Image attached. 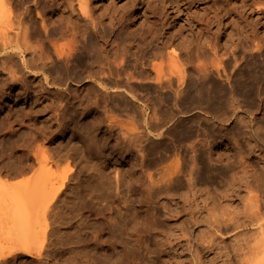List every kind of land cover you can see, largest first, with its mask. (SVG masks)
I'll return each instance as SVG.
<instances>
[{"label":"bare ground","instance_id":"bare-ground-1","mask_svg":"<svg viewBox=\"0 0 264 264\" xmlns=\"http://www.w3.org/2000/svg\"><path fill=\"white\" fill-rule=\"evenodd\" d=\"M30 1H32V0H0V18L3 17V18H5V20L7 19L6 22H7L8 27L13 26V25H10L11 24L10 20L12 22V19H11L12 16L11 15H12V11H13L14 6H16V8H17L18 6L20 7V6L25 5L24 6L25 10L21 14L19 13V15L16 17L18 19L19 27H18V30L15 32V34H14V31L12 32L14 34V36H12L13 34H10L11 31H8L9 35H8V33H6V37L2 36V38L5 37V38H7V40L2 39L0 37V47L4 49L2 51H5V55L0 57V60H1L0 67L8 70L7 71L8 73L7 72L6 73L10 75L9 77L12 80L11 82H14L13 85L18 84L17 82H20L19 80H20V78H22L21 76L18 77L19 75L16 73L14 68H12L13 65L11 67H6L9 65V63L7 64L8 59H10L9 57H11V55L14 52L19 53V55L20 54L23 55V59H22L23 65H24V67H26L29 70L31 68H33V69L41 68V69L46 70L45 68L47 66L48 60L50 58H53V62H55V64H54L55 69L54 70L58 74V76H56V78H54V80L52 79V81L62 82L66 86L69 85V80L81 81V80L85 79V82H87V83L94 82L92 84V86L88 88L89 92H90L91 88H94L93 92L94 91H96V92L93 95H91V92L89 94H84L83 96L73 95V96L69 97L68 100H70V99L75 100L76 99L79 104L84 103L83 105H85V103H86V105L87 104L88 105H94L98 108L100 107V105H102V106L105 105V107L109 106V109H110V106L119 105L120 107L123 106L125 109L130 110L131 113H133V114H131V116L133 115L132 118L141 122L140 124L142 126L140 125L139 127L144 128L145 134L143 133V131H140L138 127L134 128L133 127L134 125L132 124V126L129 125L128 129L130 131L133 130V131H131L133 133H131L132 134L131 136L127 135L126 134L127 133V131H126L127 127H126V129H124V126H122L123 124L120 123L123 120H120V122H119V120H118L119 118L116 117L115 119H113L115 117V115H113V113L107 112L108 110L106 111L105 107L103 106L105 109L104 110L105 114L107 112V113H109V115L110 114L113 115V118H112V116L109 117L107 115L109 118H107V116H106V118L109 119V121H110V123L107 124V130L106 131L108 133L112 132V134H113V130L115 129V127H117L116 125L119 124V126H120V124H121V128L123 127V129H124L123 133L121 132V129H118L120 131H119V133L117 131L115 135L116 136H117V134L120 135V133H122V135L124 134L122 139H121V137H119V140L121 139L125 142H128L127 139H129V142H128V144H130L129 146L132 145L131 147H133V150L135 151V153L137 152V154H136L137 159L136 160L138 161V166H140V169H141V170L140 169L139 170L142 171V173H140L141 175L137 174L139 176H136L135 173H134L135 175L134 174L132 176L130 175L129 176V182L127 179L125 181V182L129 183V186H128V184L126 186L125 182H124V187H126V188L127 187L130 188V185H131V187L133 189H135V191H136V187L139 188L141 185L145 184L146 180H147V182H150V180H151L152 182H150V183H153V182L155 183L156 182L155 178L156 177L159 178V176L162 174H160V172H158L157 167H153L152 169L156 168V171L158 172V173H156L157 174L156 177L153 176L155 173H150L149 171L152 169L150 167V170H148L147 169L148 166L158 165V164L160 165V163L162 164V163H165L166 161H169L168 159H170L172 157L171 156L172 153H174V154L176 153V155H178L177 151L184 154V152L186 150V151H190V153H191V154L187 153L188 155H191V156H187L186 154L184 156H182L183 154H181L182 157L179 155L180 157L177 156L178 158H176V160H174V157H173L172 159L174 161H172V159H170L172 162H169L167 164L165 163L166 165L163 164L164 167H162L163 169L161 168V170H163V172L161 171V173H163V176L160 178H162L164 180V182L160 181L161 182V184H160V182L158 180L157 184L155 183L156 185L153 184L154 186L152 184L150 186L148 183L149 186L144 185V187L147 186L148 188H146V190H145V188L143 187L144 189H143V192L140 194L141 196L138 195V197H136V198L135 197L131 198V199L135 198L138 201H141L142 202L141 204H144V206L146 208L144 207L145 209L143 211H140V212L134 211L131 213V216H130L129 212H131V211H128L129 209H127V212H126L127 218H125L124 220H122V218L121 219L118 218L119 219L118 221H112L109 223V225L107 226V228H108L107 233L110 235V240H112V242H113L112 244L117 245L116 242H118L119 240H121V242L130 241L131 239L129 237H127L126 235H129V236L132 235V237L133 236L135 237V236L139 235V233L142 230L143 231L146 230L147 232H151V233L153 231H155V229L153 228L154 224L160 218L161 214L159 216L158 213H155V212L151 213L150 212L151 211V202L153 201L152 198L154 197L153 196L154 194L151 195V193L157 192L159 195V193L161 194V192H163L166 195L168 194V195L174 197V195L171 192L176 191L174 189L175 187H172L173 184L170 185L168 183V181L174 180L175 182H178L177 184H180L181 186H183L187 189L182 190L185 194H180L179 197H177V198L170 197V199L172 198V200L170 201L168 199L170 201L168 204L165 203L164 206L162 204V206H163V208H162L163 214L162 215L163 216L167 215V216H165V218H167V219L172 218V220L174 219L175 220L174 222L176 223L184 217L181 220V223H179L180 224V226L178 227V230H180L179 234L176 233L177 234L176 235V234H173L171 232H166L164 240L157 241L159 247L166 246L167 249L173 250L172 251L173 253L169 254V255H171V257H168V259L170 258L172 260L169 264H206L205 261L201 260L200 254L202 252H204L205 249L211 250L214 246L213 242H215V240L217 238L222 237L221 235H223V233H226L229 231H234V230L238 231V230H246V229L248 230L247 231L248 234H246L247 235L246 241H247L248 246H247V251L244 252V254H243V259L241 260V263L242 264H264V216H263L264 215L263 214L264 213L263 212V210H264V198H262L263 199L262 200L260 198L261 196L257 193L259 191L262 192L263 197H264V166L263 165L261 166V164H258V163L248 162V160L251 157H253V155H257V154L261 155V158L264 159V66H261V64H258L259 62H257V59H259V58L261 59V57L264 56V34L263 33L261 34L260 30H258V29L248 28L247 26H245L244 23L243 24L240 23L241 25L238 24L239 23L238 20L239 19L243 20V18L245 16L244 12L246 13L248 11H250L249 12L250 15L257 16V19H260V20L264 19V4H262L260 2L261 0H235L236 2L235 3L233 2L234 4H232V0H214V1L212 0V2H214L213 6L215 9H214V11H212L213 12L212 15H210V13H208V14L206 13L207 14L206 18H207L208 24L212 25L213 23L218 21V19L220 18V16H219L220 12H222V13L224 12V16L225 15L226 16L228 15L229 17L233 16L232 22H229L228 24L230 26L232 23H233V25L234 24L237 25L236 27L238 29H235V31L238 32L237 30H240V32H239L240 34H241V32H243V36L240 39L235 38L232 40V38H230L231 36L229 35L228 38L224 41L223 39L221 40L220 38L216 37L217 41H215V44L211 43V41H214V40L213 39L211 40L209 38L210 36L208 38L211 41L209 39L205 40L203 38H202L203 40L202 39H196L198 36L196 38H194L195 35H193V37L191 35H190L191 37L186 35L187 38L185 40L183 38V32H172L171 27H166L168 25L165 22H160V23L155 22L154 24L149 25V26L144 27V28H141L140 30L126 32L127 35L126 36L124 35L125 37H122L120 40L117 39L118 36H116V34L117 35L120 34V31L122 30L123 25H124V18L127 16H130V14H131V12H133V10L141 7L140 5H143V4H144V6L147 5L148 10H152V12L156 13L154 7L152 6L153 4L148 5L147 2H145L146 0H127V2H128L127 4L130 5L129 10H128L129 5H125L123 7V9L119 10L118 8H116L115 5H113L116 0H111L112 5H109L108 7H106V9L104 8V10L102 12H100V14H97V16H95L96 12H95L93 6L91 8V4H92L91 2L93 0H46L47 4L50 5L51 10L54 13H56V16L54 17V19L50 20L51 23L54 24L56 29H59V31L62 35L61 37H66V36L71 37L67 43L64 42V43H66L65 45H63V43L61 45H58V43H59L58 41H57V43L55 41L49 42V44H51L50 46H52L51 48L54 50V52H51V53H55V54H53V57L52 56L50 57L48 55V52H46V45L43 48H40L41 46H39V49H38L37 48L38 46L35 47L34 45H32L30 43V40H31L30 35H29L31 33L29 31L30 27L28 25H26L27 27L26 26L24 27V25H22V23H23L22 15H25V16L30 18L31 27L33 28V30L38 31V32L41 31L40 27L37 26L36 17H34V15L32 14L33 11H32V7L30 6L31 4L26 6V4ZM188 1L190 3V6L187 7V9H190V8H191L190 10L195 9L196 11L195 10L194 11L198 12V10L200 9L201 4L203 3L204 0H188ZM34 3H35V5L36 4L41 5L42 0H34ZM202 6H204V5H202ZM39 8H40V6H39ZM44 9H43V13H44ZM157 10L160 11V8H158ZM185 10L183 8V11H185ZM194 11L192 13H194ZM38 16H39V18H40V16L42 17V13L38 12ZM8 19H10L9 22H8ZM190 19H188V20H190ZM14 21H15V19H14ZM41 21H42V19H41ZM42 22L41 23L45 27V25L47 24L46 21L43 19ZM191 22H192V20H191ZM43 25H42V27H43ZM91 25L93 28L91 27ZM13 27H15V26H13ZM188 27H190V26H188ZM183 29H184V27H183ZM13 30H14V28H13ZM191 33H193V32H191ZM231 33H229V34H231ZM197 34H198V32H197ZM141 36L145 37V43L146 44L140 45L137 42L138 38ZM114 37H116V38H114ZM119 37H121V36H119ZM82 38H85V39H82ZM216 38H215V40H216ZM175 45L179 47V48L177 47L178 49L182 50L181 54H179L180 52H178V54H177V50L176 51L169 50L170 48L171 49L174 48ZM48 46L49 45H47V47ZM48 48H50V47H48ZM133 48H135V49L132 50ZM27 50H33V52L30 51L31 54H29V55H31V57L28 58V60H26L24 58V56H25L24 54L26 53ZM174 50H175V48H174ZM85 51L88 52L90 55L89 59L86 61V65H85V69H84V71L87 72V74L86 75H83L82 73L74 74L72 69H71V66L69 65V62L73 61L74 58H77L78 61H83L84 60L83 53ZM221 52H224V53L221 54ZM241 52L243 53V55H242V58L241 57L239 58L238 54ZM210 53L213 54V56L210 55ZM181 55H182V58H180ZM228 55H230V56H228ZM158 61H160V62H158ZM64 62H66V63H64ZM260 62H261V60H260ZM60 64H65V66L62 67ZM16 75H18V76H16ZM44 77H45V75H44ZM45 80L46 81L48 80L47 76H46ZM1 81L6 82L8 80H7V78H6V80L1 79L0 85L2 84ZM48 84H50V83H48ZM3 90H4V88L1 89V86H0V96L4 95ZM59 102H63V101L61 100ZM52 104H54V103H52ZM55 105L56 104H54V106ZM61 105L62 104H59L58 106L60 107ZM50 106H48V107H50ZM81 107H83V106L81 105ZM87 107H85V108H87ZM46 108H47V106H46ZM44 109H45V107H44ZM51 109H52V107H51ZM54 109L56 110V108H53V111H55ZM60 109H62V108H60ZM64 109H66V107H64L62 109L63 112H66V110L64 111ZM150 109H152V110L150 111ZM88 110H90V109H88ZM76 111L74 110V112H76ZM109 111H111V110H109ZM74 112H72V113H74ZM54 113H56V112H54ZM57 113H59V112H57ZM19 114H17V115H19ZM105 114H103V115L105 116ZM74 115H75V113H74ZM261 115H263V117H260ZM9 116H10V114H9ZM55 116H56V114H55ZM131 116H130V118H131ZM5 117L7 118V115ZM100 117H102V116H100ZM100 117H99V119H100ZM16 118H17V116H16ZM58 118H59V116H58ZM106 118H104V119L107 120ZM18 119H20V118H18ZM116 119H117V122H116ZM8 120H10V119H8ZM55 120H57V119H55ZM1 121H4V120H1ZM95 121H96V119H95ZM137 121H135V125H137V123H136ZM58 122H60V119ZM58 122H57V124H58ZM97 122H98V119H97ZM101 122L104 123L103 119H101V121L99 123H101ZM123 122L125 123V121H123ZM222 122H228V124L224 123V125H221ZM229 122H230V124H229ZM233 122H235V124L231 128L232 130H228V128H230V125L233 124ZM107 123H108V120H107ZM8 124H7V126H8ZM93 125H95V124H93ZM1 126H2V124H1ZM87 126H89V125H87ZM87 126H86V128H87ZM125 126H126V124H125ZM127 126H128V124H127ZM223 126H225V128H223ZM3 127H4V125H3ZM132 127H133V129H132ZM96 129H97V126H96ZM43 130L44 129H42V131ZM87 130H89V129H87ZM38 131H40V130L38 129ZM42 131H41V133H42ZM47 131H48V127H47ZM90 131H91V129H90ZM155 131H157L156 134H154V135L151 134ZM87 132H89V131H87ZM108 133H107V135H108ZM87 134H85V135H87ZM125 134H126V136H125ZM140 134H141V136H140ZM142 134H144V135H142ZM172 134H174L173 136H175L177 138H171ZM43 135L41 134V136L39 138H41ZM75 135L76 136L80 135L81 139H83V136L79 132H76ZM122 135H120V136H122ZM193 135L194 136L196 135L195 136L196 138L193 137L194 138L193 143H190V141H192V140H190L189 142H187L189 144L188 146H186L187 143H184V142H183L185 144L184 146H182L183 143L180 144V138L182 136L183 137L184 136L191 137ZM44 136H46V135H44ZM91 136L92 135H90V137ZM127 136H129V138H127ZM143 136H148L147 139H144L145 137L143 138L144 140H148V144H149V141H151L150 140V138H152L151 136L154 137V139H153L154 142L159 143L158 146L160 145V143H165L164 144L165 147L163 146L164 152L163 151L159 152V150H158V152L160 153V154L158 153L159 155H157L152 160L150 158H148L149 155L145 154V152H144L147 149V144L143 143V140H142ZM15 138L16 137H14L13 139H15ZM19 138H21V137H19ZM95 138H97V137H95ZM224 138L229 139V142H228L229 145L233 144V146L231 145L232 146L231 148H233V152H231V153H233L232 156L229 155L230 156L229 160L226 157L227 160L229 161V164H228L227 160H225L227 162H225L223 160L225 162L223 164L224 165L228 164L230 166L229 169L232 170V173H231V170L227 169V172H228V170L230 171L231 177H230V173H229L228 179H230V180L226 184H225V182L223 183L225 185H227L229 183L227 185L228 188L225 185H222V186H225L227 189L224 190L225 189L224 188L223 189L224 191H222V192H219L220 190L218 192H214L215 191L214 190L213 193H208V194L205 193L206 196H204L205 194L202 195L203 193H200L201 189L198 188V180H199V182L202 180L203 175L206 171L204 169L205 164H202V165H204L203 167L200 165L201 164L200 159L206 160L208 163V166H212V167L216 166L218 162H222V159H221L223 157L222 155L219 154L220 156L218 158H217V156H215L216 158L213 156V146L218 144V143L220 144V142ZM81 139H79V140L81 141ZM108 139H109V137H108ZM9 140H11V139L9 138ZM85 140H86V138H85ZM91 140L92 139H90V141ZM98 140H100V139L98 138ZM167 140L169 141L168 143H167ZM20 141L18 139H15L14 141L9 142L7 144H9V146L11 148H14V149L16 147L23 146L25 148L24 150H26V152H27V154L25 153L27 158H32V156H33L34 162H36L37 164H41V165L45 166V168L47 165H50V168L48 170L50 177H53L54 182L56 180L62 182V184H61L62 187H59L57 194H59V193L61 194L62 190L67 185L69 180L74 181V179L76 180V177H79L76 173L72 174L71 173L72 170H70V173L68 172L69 170H66L64 173L61 172V174L57 173L58 171L60 172V169L58 171H56L58 169V166L59 167L61 166L60 162H62V160L68 154H72L73 150L75 151L76 147L72 146V147L68 148L66 146L61 147L59 145V147L57 146L58 148H56V149H55L56 146L54 148H52L51 152L49 150H46V149H44L45 151L40 152V151H42V148H41V150L35 149L36 142L39 141L35 135H31L29 137L23 138V142L21 144H20ZM44 141H46V140H44ZM86 141L88 143V140H86ZM111 141H113V140H111ZM125 142H123V143H125ZM82 143H84V142H82ZM97 143L98 142L94 141L93 144H91L90 146L89 145L87 146V149H86L87 154H91V156H92V154H94V155L96 154L95 150H94V148H95L94 146L95 145L99 146V144H97ZM117 143H118V141H117ZM3 144H6V143H3ZM39 144H41L40 141L38 142V145ZM101 145H103L102 146L103 150L111 148L108 146L107 143H104ZM113 145H114V143H113ZM119 145L121 146L122 144H119ZM226 145H227V143H226ZM158 146H157V148H158ZM185 146L188 149H186ZM6 147H8V146L3 145V147L1 148L0 151H2V152L7 151L8 149L6 150ZM40 147H39V149H40ZM153 147L154 146H151V148H153ZM119 148H121V147H119ZM112 149H113V147H112ZM180 149H181V151H180ZM76 150H78V149H76ZM79 150H81V149H79ZM83 150H82V152H83ZM99 150H100V147H99ZM125 150H126V148H125ZM110 151H112V150H110ZM24 152H21V153H24ZM82 152H81V154H82ZM120 152H122V151H120ZM124 152H126V151H124ZM124 152L122 154H124ZM152 152H153V150H152ZM130 153H131V151H130ZM216 153L218 154V152H216ZM105 154H107V156L109 155L108 153H105ZM155 154H156V152H155ZM9 155H10V150H9ZM85 155H86V153H85ZM89 156H87V157H89ZM153 156H154V154H153ZM19 157H20V155H19ZM12 158H13V156H12ZM26 160L28 161V159H26ZM9 162L11 163V161H9ZM97 162H99V160ZM257 162H259V161H257ZM87 163H89V162H87ZM132 163H133V161H132ZM92 164H93V162H92ZM133 164H137V163H133ZM104 165H106V164H104ZM85 166H87V165H84V167ZM31 167H33V166H31ZM56 167H57V169L55 170L54 168H56ZM9 168H11V167H9ZM9 168H7V169L9 170ZM97 168H98V166H97ZM87 169H88V167H87ZM118 169H119V167H118ZM120 169L116 170L117 176H115V177H116L117 181H119V184L122 185L123 183H121V177L119 178V175H118V173L122 174V171L120 172ZM146 169L149 172V174L146 171ZM8 170H6V171H8ZM89 170H91V168L88 169V171ZM95 170H96V168H95ZM101 170H104V169H101ZM121 170H123V169H121ZM135 170H134V172H135ZM18 171H19V169H18ZM105 172L106 171H104V172L101 171V174H105ZM4 173H2V174H4ZM107 173H109V172H107ZM127 173H129V172H127ZM137 173H139V172H137ZM9 174H10V170H9L8 175ZM101 174L97 173V175H100V176H101ZM91 175L92 176L94 175V173L92 174V170H91ZM123 176L125 178H126V176L124 174L122 175V180L124 181ZM146 176H148L147 178H149V181L146 178ZM182 176L187 178V179H185V181L188 180L187 183H184V181L182 182V179H183V178H181ZM9 177H11V176L9 175ZM93 177H95V176H93ZM104 178L105 177L101 178V180H102V182H104L102 184L105 185V183H107V182L104 181L105 180ZM110 178H112V177H110ZM165 178H167V179H165ZM41 179H43V177L42 178L38 177L36 179L37 180L36 182L39 183L41 181ZM53 179H52V181H53ZM162 179H160V180H162ZM92 180H94V179H92ZM98 180H100V179H98ZM153 180H155V181H153ZM57 181H56V183H57L56 187L60 186V185H58ZM165 181L167 183H165ZM41 182L39 183L37 188H36V185L34 186L32 183L27 184L24 187H21L22 190H24L23 191L24 196H26L25 194H29V193L31 195L30 197H35L32 194H34V195L42 194L43 191H40V188L45 187V186H41L42 185ZM43 182L46 183V180L43 179ZM201 182H200V184H201ZM8 185H9V183H7V181L0 183V221L7 218L8 211L10 212L9 208L12 205V204L10 205V202L7 203V201L4 200L5 195H2L1 191L8 190L7 192H8V194L10 193V196L14 192H18V194H20V190L17 189L19 187H17V188L15 187L13 190V188H10ZM48 186H49V184L46 187H48ZM51 186H53V185H51ZM105 187H107V186H105ZM116 187L119 188V186H116ZM183 187H181V188H183ZM9 188L11 189V191ZM53 188H55V186H53ZM53 188H52L53 192H50L51 194H54ZM201 188H202V186H201ZM120 189H119V191H120ZM245 189L246 190L247 189H249V190L256 189V190H258V191H256V193L258 195H256V193L253 190H252V193H250L248 190L247 192H249L251 195H250V197H248V200H245V199H247V197H245V199H244L241 196L243 194L242 192ZM41 190H43V189L41 188ZM107 190H109V188ZM186 190H188V191L185 192ZM127 191H126V194L127 193L131 194V192H127ZM133 191L134 190H132V192ZM206 191L209 192L208 190H206ZM45 192H47V191H45ZM110 192H107V193H110ZM124 193H122V194H124ZM249 193H248V196H249ZM47 194H48V192L46 193V196H47ZM51 194H49V195H51ZM13 195H14L13 198L15 196H18L17 193H14ZM42 195L44 196V193ZM78 195H79V192H78ZM131 195H133V194H131ZM161 195H163V194H161ZM21 196L22 195H19V197H17V198L15 197V199H17V201H18V202H16V200H15V202L17 204H19L20 199H22V201H25V200H23L25 197L20 198ZM39 196H37V198ZM86 196H88V195H86ZM100 196H101V194H100ZM121 196H123V195H121ZM243 196H245V195H243ZM246 196H247V193H246ZM6 197H7V195H6ZM18 198H20V199H18ZM115 198H117V195L115 196ZM124 198H127V197H124ZM238 198H240L241 200H242V198L244 199L243 200L244 201V208H243L244 211H241L242 216L240 217V214H236V215L231 216V217L226 216V214L228 212L232 211L230 209H231L232 205H234V204H232L231 202L236 201ZM44 199H45V197H44ZM92 199H93V197H92ZM119 199H120V197H119ZM29 200H30V198L28 197L27 201H29ZM43 200L41 199L40 204ZM36 201H37V199H36ZM36 201L34 200L33 202H36ZM93 201H94V199H93ZM104 201L105 200H103V202ZM226 201L228 203L230 202L231 204L227 203V206H223L224 202H226ZM105 202H108V201H105ZM124 202H126V201H124ZM133 202H134V200H133ZM44 203L45 202H42L43 205H44ZM130 203H131V201H130ZM17 204H16L15 208H17ZM23 204H24V202H23ZM25 204H27V202ZM83 204L84 203H82V205ZM105 204H107V203H105ZM125 204H128V203H125ZM19 205H18V207H19ZM30 205H32V204L30 203ZM110 205H112V203ZM138 205H140V204H138ZM130 207H131V205H130ZM236 207H238V206H236ZM31 208H33V207L31 206ZM108 208H112V207H108ZM218 208L224 209L225 212H223L221 215H219L216 212V210H218ZM28 209L29 208H27V205H26V208L24 206L23 209H18V210L15 209L14 212L17 211L18 215L20 217L21 215L26 214ZM34 209L36 210V208H34ZM37 209H39L38 206H37ZM79 209H81V208H79ZM79 209H77V211ZM102 209H106V208L104 207ZM115 209H113V210H115ZM232 209H233V207H232ZM236 209H238V208H236ZM40 210H41V208H40ZM59 210L60 209H57L56 205L55 206L51 205L46 209V211L53 213L54 223L59 224L61 226V224L66 222L67 220L65 221V219H64V221L62 222L61 217H63V215H61V211H59ZM107 210H109V209H107ZM121 210L123 211V209H121ZM32 211H34V210H32ZM111 211L112 210H110L109 212H111ZM118 211H119V209H118ZM153 211H156V210H153ZM159 211H161V210H159ZM233 211H237V210H233ZM41 212H43V210H41ZM105 213L107 215L109 214L108 211H106ZM29 214L30 213L28 212V215ZM36 214H34V215H36ZM31 215H33V214H31ZM76 216H78V215H76ZM116 216L118 217L119 215H116ZM14 217H15V215H14ZM25 217H27V214L24 217L22 216V218H25ZM122 217H124V216H122ZM101 221H103V220H101ZM204 222L206 223V227H205L206 230H203L200 228L201 227L200 225L203 226ZM66 223H68V221ZM1 224H3V223H1ZM46 225H48V223ZM79 225L81 226V224H79ZM48 226H50V225H48ZM101 226H102V223H101ZM157 226H159V224ZM104 227H103V229H104ZM80 228L81 227H79L78 229H80ZM33 229L35 230L36 228L33 227ZM46 229H47V227H46ZM83 229H86V228H83ZM77 231H79V230H77ZM104 231H106V230H104ZM34 232L36 233V231H33V233ZM52 232H54V231H52ZM59 232H60V228H59ZM192 232H195V233L198 232L199 234H197L196 236L193 237ZM62 233H60V234H62ZM44 234H45V232H44ZM44 234H43V236H44ZM62 235H61V237H62ZM51 236H53V235H51ZM65 236H67V235H65ZM204 236H210L213 239L210 241H204V240H202V238ZM5 237H3V239ZM18 237L22 238V236H18ZM30 237H32V236L30 235ZM55 237H57V236H55ZM85 237H83V238H85ZM39 238L40 237H38V240H39ZM44 238L45 237H43V240H44ZM51 238H53V237H51ZM63 238H64V236H63ZM66 238H70V237H66ZM72 238L73 237L71 235V239ZM74 238H76V237H74ZM139 238H136V237L133 238V247H134L133 248L134 256L132 258L133 264H139V258H140L139 256L141 254V249L146 250L147 253L150 252V249H148V246L145 245L144 242H141ZM6 239H7V237H6ZM58 239H57V241H58ZM77 239H78V237L76 238V241H77ZM193 239L197 240V241H195L196 242L195 244L193 243ZM36 240L37 239L31 240L29 243H26V242L23 243L24 241L22 238L21 243L19 241H14V240H12L11 244H8V242H6L8 246L6 244H4L3 246H5V247H3V248L1 247L2 249L0 250V264H11L13 261L18 260V258L20 257V254H22V253L25 254L26 256L32 257L33 260L35 259L33 264H51V262L48 261L49 260L48 258H50L53 255L54 257L59 256V259H60V258H62L63 253H65L64 249H62V248H64L63 245H60V244L57 245V243H56L55 247L53 248V249H55V251L53 252V249H52L51 251L47 252V254H45L46 252L43 253L41 250H37V247L35 248L34 245H36L35 243H37ZM40 240H42V239L40 238ZM49 240H48V242H49ZM73 240H75V239H73ZM103 240H104V238H103ZM76 241H73V242L77 243L78 241L77 242ZM38 242H40V241H38ZM73 242H71V243H73ZM41 243H42V241H41ZM42 245H44V244L42 243ZM45 245H46V243H45ZM70 245H73V244H70ZM65 246H66V244H65ZM80 246H82V245H80ZM45 248H49V247L46 246ZM72 249H74V248H72ZM185 249H188L191 251L190 260L183 259L182 251H184ZM48 250H50V248ZM66 250H68V249L66 248ZM101 250H103V249H101ZM68 252H69V250H68ZM72 252H74V251H72ZM72 252H70V253H72ZM151 252L158 253L159 250L156 249V250L151 251ZM72 254H71V256H72ZM118 255L119 254L118 253L116 254V251L113 249L111 252H108L104 255L102 254L100 256V259L105 264L106 262H113V261L117 260L116 256H118ZM121 257H123V256H121ZM45 258L47 259V261H45ZM59 259L58 260L56 259V260L59 261ZM52 261H54V260H52ZM71 261H72V259H71ZM75 261H76V259H75ZM223 261H224V264H231L230 259H224ZM62 262H64V261H62ZM125 262H127V260ZM103 263H101V264H103ZM20 264H31V263L28 260H26V261H23V263L20 262ZM67 264H68V262H67ZM163 264H164V262H163Z\"/></svg>","mask_w":264,"mask_h":264},{"label":"rangeland","instance_id":"rangeland-1","mask_svg":"<svg viewBox=\"0 0 264 264\" xmlns=\"http://www.w3.org/2000/svg\"><path fill=\"white\" fill-rule=\"evenodd\" d=\"M145 2H147L148 5L149 4H153L152 6L154 7L156 13L152 12V10H148L147 9V5L146 6H144V4L143 5H140L141 7L136 8L135 10H133V12H131L130 16H127V17L124 18L123 28L120 31V34L119 35L116 34V36H118L117 39L120 40L122 37H125L127 35L126 32L140 30L141 28H144V27H147L149 25H152L155 22H159V23L160 22H165L168 25L166 27H171V31L172 32H183V38L185 40H186L187 36H190L191 35L193 37V35H195L194 38H196L198 36L196 39H202V38L205 39V40L206 39H209V38L211 40L213 39L214 41H211L210 39L209 40L211 41V43L215 44V41H217V38H220L221 40L223 39L225 41L228 38L229 35L231 36L230 38H232V40L235 39V38L236 39H238V38L240 39L243 36V32H241V34L239 33L240 30H237L238 32L235 31V29H238L236 27L237 25H235V24L233 25V23H232L231 26H230L228 24L229 22H232L233 16H230V17L228 15L227 16L226 15L224 16V12L223 13L220 12V15H219L220 18L218 19V21H216L212 25L211 24H208L206 16H207L208 13H210V15H212L213 14L212 11H214V9H215L214 6H213L214 5V2H212V0H204L203 3L201 4L200 9L198 10V12H195L196 11L195 9H194L195 11L193 9L190 10L191 8L190 9H187V7L190 6V3H189L188 0H146ZM233 2L235 3L236 1L235 0H232V4H234ZM260 2L262 4H264V0H261ZM91 3H92L91 4V8L93 6V8H94V10L96 12V15L95 16H97V14H100V12H102L104 10V8L106 9V7H108L109 5H112V1L111 0H93ZM127 3H128L127 0H120V1L119 0H116L113 5H115L116 8H118L120 10V9H123V7L125 5H129ZM27 5H30L32 7V11H33L32 14L34 15V17H36L37 26L40 27V30H41L39 32L38 31H34L33 28L31 27V22H30L31 20H30V18L27 17V16H25V15H22L23 23H24V24L22 23V25H24V27L26 25H28L30 27L29 28V31L31 32L29 34L30 35V38H31L30 43L32 45H34L35 47L38 46L37 47L38 49H39V46H41L40 48H43L46 45V52H48V55L50 57L51 56L53 57V54H55V53H51V52H54V50L51 48L52 46H50L51 44H49V42L50 41H55L57 43V41H58L59 42L58 45H61L62 43H63V45H65L68 42V40H70L71 37L70 36L61 37L62 35H61L59 29H56L55 26H54V24L51 23L50 20H53L54 19V17L56 16V13H54L51 10L50 5L47 4L46 0L45 1L42 0V3H41L42 6L41 5H37V4L35 5L34 0L28 2L26 4V6ZM202 5H204V6H202ZM24 6H20V7L18 6L17 8H16V6H14L13 11H12V15H11L12 16L11 17L12 22H11L10 19H8V22L10 20V23H11L10 25H13L15 27H13V26L12 27H10V26L8 27L7 22H6L7 19L5 20V18H3V17L0 18V35H1L0 37L1 38H2V36H5L6 37V33H8V31H11L10 34H13L12 32L14 31V34H15V32L18 30L19 25H18V19L16 17L19 15V13L21 14L25 10V7ZM39 6H40V8H39ZM156 6L158 8H160V11L157 10L158 8ZM42 8L43 9L44 8L46 9V10L44 9V13H43V9ZM183 8H184V10L185 9L186 10L183 11ZM129 9H130V5L128 6V10ZM148 11L149 12L151 11V12L149 13ZM193 11H194V13H192ZM38 12H41L42 13V17L43 18L41 16L39 18ZM249 12L250 11H248L246 13L244 12V14H245V16L243 18L244 21L241 20V19H239L238 20L239 23L238 22L237 23L239 25H241V24L244 23L245 26H247L248 28L258 29V30H260V33L261 34L262 33L264 34V19H262V20L257 19V16L250 15ZM14 19H15V21H14ZM41 19H42V21L44 19L48 25L46 24L47 26L45 25V27H44V25L42 24L43 22L41 21ZM188 19H190V20H188ZM191 20H192V22H191ZM42 25H43L44 28L42 27ZM188 26H190V27H188ZM91 27H92V25H91ZM183 27H184V29H183ZM13 28H14V30H13ZM196 31L198 32V34H197ZM191 32H193V33H191ZM229 33H231V34H229ZM14 34L12 36H14ZM8 35H9V33H8ZM119 36H121V37H119ZM5 37H3L2 39L7 40V38H5ZM114 38H116V37H114ZM215 38H216V40H215ZM82 39H85V38H82ZM64 42H66V43H64ZM137 42L140 45L146 44L145 43V37L144 36L139 37L138 40H137ZM47 45H49L48 47H50V48H48ZM177 47L178 46L175 45L174 46L175 50H174V48H172V49L170 48L169 50H172V51H176L177 50V54H178V52H180L179 54H181L182 53V50L181 49H178L179 47L178 48ZM134 49L135 48H133L132 50H134ZM2 50H4V49L0 47V55H1L0 57H2V56L5 55V51H2ZM30 51L33 52V50H27L26 53L24 54L25 55L24 58L26 60H28V58L31 57V55H29V54H31ZM223 53L224 52H221V54H223ZM210 55L213 56V54H211V53H210ZM242 55H243L242 52L239 53L238 54L239 58L240 57L242 58ZM83 56H84V60L83 61H78L77 58H74L73 61L69 62V65L71 66V69H72V71H73L74 74H76V73L77 74L82 73L83 75H86L87 74V72H85L84 69H85L86 61L89 59V56L90 55H89L88 52L85 51L83 53ZM228 56H230V55H228ZM9 58H10V59H8L9 62L7 61V64L9 63V65L8 66L5 65V66L6 67H11L13 65L12 68H14V70L16 71V73L19 75V76L18 75H16V76H18V77L21 76L22 78H20V80H19L20 82H17L18 84L13 85L14 82H11L12 80L9 77L10 75L7 74L8 73L7 72L8 70L5 69V68H4L5 69L4 70L2 67H0V80L1 79L2 80L3 79L6 80V78L8 80L6 82L1 81L2 84L0 85L1 86V89L4 88V90H3L4 91V95L0 96L1 97L0 98V150L3 147V145H7L8 146V147H6V150L8 149L7 151H3V152L0 151V153L2 152L0 154V170L2 168L4 169V170L2 169L0 171V183L7 181V183H9L8 186L10 188H13V190H14L15 187L16 188L19 187L17 189L20 190V194H18V192H14V193H17V195H18V196H15V197L17 198V197H19V195H22L20 198L25 197L23 199L25 201H22V199L18 198V199L21 200V201L19 200V204H20L19 205V204L16 203V202H18L17 199H15V197L13 198V196H14L13 194L14 193H12V195L10 196V193L8 194V192H7L8 190L1 191L2 192L1 194L2 195H5L4 200L7 201V203L10 202V205L12 204L11 205L12 208L9 206L10 207L9 208L10 212L8 211L7 218L4 219V220H2L3 222L0 221L1 223H3V224L0 223V250L3 247H5V246H3L4 244L7 245L6 242H8V244H11L12 243V240L19 241L21 243L22 242V238H23V241H24L23 243H25V242L26 243H29L31 240L37 239L36 240L37 243H35L36 245H34L35 248L37 247V250H41L43 253L46 252L45 254H47V252L51 251L55 247V244L56 243H57V245H59V244L60 245H63L64 248H62V249H64V252L65 253H63L62 258L59 259V256L58 257H54L52 255L50 258H48L49 259L48 261H50L51 264H54V263L55 264H59V263L60 264H67V262H68V264H77V263L78 264H101V263H103V261L100 259V256L102 254L104 255V254H106L108 252H111L113 249L116 251V254L118 253L120 256L119 255L116 256V259L117 260H115L113 262H106L105 261L106 262L105 264H112V263L113 264H115V263L116 264H133V262H132V258L134 256L133 238H135V237L136 238H139L140 237L139 238L140 241L141 242H144L145 245L148 246V249H150V252L147 253L146 250L141 249V254L139 256L140 257L139 258V264H163V262H164V264H169L172 260L170 258L168 259V257H171V255H169V254L170 253H173L172 252L173 250L167 249L166 246L159 247L157 241L164 240V237H165L166 232H171L173 234H176V233L179 234V231H180V230H178V227L180 226L179 223H181V220L184 217L182 219H180L178 222L175 223L174 222L175 221L174 219L173 220H172V218H168L167 219V218H165V216H167V215H164V216L162 215L163 214V209L162 208L165 205V203L168 204L172 200V198H177V197H179L180 194H185L182 190H185L187 188L181 186L180 184H177L178 182H175L174 180L168 181V183L170 185L173 184L172 187H175L174 189L176 191L171 192L174 195V197H172V196H170L168 194L166 195L163 192H161V194H163V195H161L160 193L158 195L157 192L151 193V195L154 194L153 195L154 197L153 196H152L153 198L151 197L153 201L151 202V211L150 212L151 213H153V212L158 213L159 216L161 214L160 218L156 222L157 224L156 223H155L156 225L154 224V227L153 228L155 229V231H153L152 233L151 232H147L146 230L145 231L142 230L139 233V235H137L135 237L134 236L132 237V235L131 236L126 235L127 237H129L131 239L130 241L132 243L130 241L121 242V240H119L118 242H116L117 245H115V244L113 245L112 244L113 243L112 240H110V235L107 233L108 232L107 226L112 221H118L121 218H122V220H124L125 218H127V215H126L127 214L126 213L127 212V209H129L128 211H131V212H129L130 216H131V213L134 212V211H136V212L137 211H139V212L140 211H143L146 207L144 206V204H141L142 203L141 201H138L135 198L138 197V195L141 196L140 194L143 192V189L144 188H145V190H146V188H148L147 186L144 187V185H148V183H149L150 186H151V184L152 185L153 184L156 185L157 182H158V180H159V182L160 181L161 182H164V180L162 178H160V177L163 176V173H161V171L163 172V170H161V168L164 167V165H166L167 163L176 160V158H178L177 156H179V155L181 156V154H183V153H181L179 151H177L178 155H176V153L175 154L172 153V155H171L172 157L170 159H172L174 157V160L172 159V161H171L170 159H168L169 161H166L165 162L166 164L165 163H162V164L160 163V165L159 164L158 165H150V166L147 167L148 170H150V167H151V169L153 167H157L158 172H160V174H162V175L159 174L160 175L159 178L162 179L163 181L156 177L157 176L156 173H158V172L156 171V168H154V169L150 170L149 172L156 174V175L155 174L153 175V176H155L157 178V179L155 178V180H156L155 183L156 184L154 182L153 183H150V182H152L151 180H150V182H147V180H146L145 184L141 185L142 187L140 186L141 188L140 187L139 188L136 187V191L137 192L135 191V189H133L131 187V185H130V188L124 187V182L126 181V179L129 182V176L130 175L132 176L135 173L136 176H139V175H141L140 173H142V171H140L141 170L140 169V166H138V161L136 160L137 159V157H136L137 156L136 155L137 152L135 153V151L133 150V147H131L132 145L129 146L130 145V144H128L129 139H127L128 142H125V141L121 140L123 138V136H124V134L122 135L123 130L126 129V127L128 129L129 125L132 126V124L134 125L133 126L134 128L135 127H138L139 130L140 131H143V133L145 134L144 128L143 127L142 128L139 127L141 125L140 124L141 122L135 120L134 118H132L133 115L131 116V114H133V113H131L130 110L125 109L123 106L120 107L119 105H116V106L113 105V106H110V109H109V106H106L105 107V105H103L105 107L106 111L108 110L107 112L113 113V115H115V117L113 118V115L112 114L109 115V113H107L106 111H105L106 114L104 113V110L105 109H104V107L102 105H100V107L98 108V107H96L94 105H88V104L86 105V103H85L86 106L83 105L84 103H80L79 104L76 99L75 100L74 99L68 100V98L71 97V96H73V95L83 96L84 94H89L90 92H91V95H93L96 92V91L93 92V89L94 88H91L90 89V92H89V89L88 88L91 87L94 82L87 83V82H85V79H83L81 81L69 80V85L66 86L62 82L52 81V79L54 80V78H56V76H58V74L54 70L55 69V67H54L55 62H53V58H50L48 60L47 66L45 68L46 70L41 69V68H35V69L31 68L30 70L27 69L26 67H24L23 62H22L23 55L22 54L19 55V53H15L14 52L11 55V57H9ZM180 58H182V55H181ZM260 60H261V62H260ZM0 62H1V60H0ZM158 62H160V61H158ZM257 62H259L258 64H261V66H264V56L261 57V59L260 58L257 59ZM64 63H66V62H64ZM60 65L62 67L65 66V64H60ZM44 75H45V77H44ZM46 76L48 77V80L47 81L45 80ZM48 83H50V84H48ZM61 100L63 102H59ZM52 103L56 104L55 105L56 107ZM59 104H62V105L59 107L58 106ZM81 105L83 107H81ZM46 106H47V108H46ZM48 106H50V107H48ZM44 107H45V109H44ZM51 107H52V109H51ZM64 107H66V109H64V111L66 110V112H63V110H62ZM85 107H87V108H85ZM53 108H56V110L54 109L55 111H53ZM60 108H62V109H60ZM88 109H90V110H88ZM74 110L75 111L77 110V111L74 112ZM109 110H111V111H109ZM151 110L152 109H150V111ZM54 112H56V113H54ZM57 112H59V113H57ZM72 112H74L75 115ZM9 114H10L11 117L9 116ZM17 114H19V115H17ZM55 114H56V116H55ZM103 114H105V116ZM6 115H7V118L5 117ZM57 115L59 116V118H58ZM107 115L109 117L112 116L113 119H115L116 117L119 118L118 119L119 122H120V120L125 121V123L123 121L120 122L121 124H123L122 126H124V129H123V127L121 128V124L119 126V124L117 123L118 125H116L117 127H115V129L113 130V134H112V132L111 133H108L106 130H107V124H109L110 121H109V119H107V118H109ZM16 116H17V118H16ZM100 116H102L103 118L100 117ZM106 116H107V118H106ZM130 116H131V118L134 121L130 118ZM99 117H100V119H99ZM260 117H263V115H261ZM18 118H20V119H18ZM54 118L57 119V120H55ZM104 118H106L108 120V123H107V120H105ZM8 119H10L11 121L8 120ZM59 119H60V122H58ZM95 119H96V121H95ZM97 119H98V122H97ZM101 119H103V122L104 123H102V122L99 123L101 121ZM1 120H4V121H1ZM135 121H137L136 123H137L138 126L135 125ZM57 122H58V124H57ZM116 122H117V119H116ZM224 123L225 124H228V122H222L221 125H224ZM1 124H2V126H1ZM7 124H8V126L10 128L7 126ZM93 124H95V125H93ZM125 124H126V126H125ZM127 124H128V126H127ZM229 124H230V122H229ZM234 124H235V122H233V124L230 125V128H228V130H232L231 128H232V126ZM3 125H4V127H3ZM87 125H89V126H87ZM86 126H87V128H86ZM96 126H97V129H96ZM47 127H48V131L50 130L49 132L47 131ZM133 127H132V129H133ZM223 128H225V126H223ZM38 129L40 131H38ZM42 129H44V130L42 131ZM87 129H89V130H87ZM90 129H91V131H90ZM118 129H121V132L122 133H120V135H122V136H120L118 134H117V136L115 135L117 131L119 133L120 130H118ZM127 129H126V131H127L126 134L131 136L132 135L131 133H133L131 131H133V130L130 131L129 129L128 130ZM41 131H42V133H41ZM87 131H89V132H87ZM76 132H79L83 136V139H81V136L80 135L76 136L75 135ZM107 133H108V135H107ZM156 133H157V131H155V132H153L151 134L154 135ZM41 134L42 135L44 134L46 136L43 135L41 138H39L41 136ZM85 134H87V135H85ZM126 134H125V136H126ZM144 134H142V135H144ZM31 135H35L37 137V139L40 141L41 144H39V145L41 147L38 145V142L39 141H37L36 142V145H35V149H37V150H41V148H42V151H40V152L45 151L44 149L49 150L51 152L52 151V148H54L56 146L55 147V149H56V148L59 147V145L61 147L66 146V147L70 148V147L73 146V147H76V149H78V150L81 149V150H79L80 152L78 150H76V149H75V151L73 150L72 154H68L63 159L64 161L62 160V162H60L61 166L60 167L58 166V169H57V167L54 168L55 170L57 169L56 171H58L60 169V172L59 171L57 172L58 174H61V172L64 173L66 170H69L68 172L70 173V170H72L73 171V172L71 171L72 174H75L76 173L79 176V177H76V180L74 179V181L73 180H71V181L69 180L70 182L68 181L67 185L63 189L64 191L62 190L61 194L60 193L57 194V192L59 190V187H62L61 186L62 182L56 180L58 182V185H60V186H57L56 187V184H57L56 181L54 182L53 177H50V175H49V171L48 170L50 168V165H47L46 168H45V166H43L41 164H37L36 162H34L33 156H32V158H27L26 155H25V153L27 154V152H26V150H24L25 148L23 146H19V147H16L14 149V148H11L9 146V144H7L9 142L14 141L15 139H18L19 141L21 140L20 141V144H21L23 142V138L29 137ZM90 135H92V136L90 137ZM93 135L95 137H97V138H95ZM173 135L174 134H172L171 138H177V137H175ZM140 136H141V134H140ZM195 136L194 135L191 136V137H186V136L183 137L182 136L181 137L182 139L180 138V144H182L183 142L184 143H187L190 140H192V141H190V143H193L194 138H196ZM12 137L13 138L16 137V138L13 139ZM19 137H21V138H19ZM108 137H109V139H108ZM119 137H121L120 140H119ZM151 137L152 138H150L151 141H149V144H148V140H144V139H147L148 136H143L142 137V140H143V143L144 144H147V149L144 152H145V154H148L149 155L148 158H150L152 160L157 155L160 154L159 153L160 151H163V149L165 147L164 146L165 143H160V145L158 146L159 143L154 142V140H153L154 137L153 136H151ZM9 138L11 140H9ZM85 138H86V140H88V143L85 140ZM98 138L100 140H98ZM127 138H129V136H127ZM79 139H81V141ZM90 139H92V140L90 141ZM44 140H46V141H44ZM93 140L95 142H98L97 144H99V146L98 145H95L94 146L95 147L94 150H95V153L96 154L95 155L92 154V156H91V154H87V150L86 149H87V146L88 145L90 146L91 144L94 143ZM111 140H113V141H111ZM117 141H118L119 144H122V145L120 146L117 143ZM82 142H84V143H82ZM123 142H125V143H123ZM168 142L169 141L167 140V143ZM228 142H229V139L228 138H226V139L224 138V139H222V141L220 142V144L218 143V144H216V145L213 146V156L214 157L217 156V158L220 155L223 156L221 158L222 159V162H218L216 166H213L214 168L212 166H208V163H207L206 160L200 159L201 160V162H200L201 164L200 165L203 167L204 165H202V164H205L204 169L206 170L205 173H204V175H203V178L201 180L202 182L200 181L201 184H200V182L198 180V188L201 189L200 190L201 191L200 193H203L202 195H204L205 193L206 194L213 193L214 190H215L214 192H218L219 190H220L219 192H222V191H224V190H226L228 188L227 185L229 183L227 185H225L230 180V179H228L229 178L228 176H229V173H230L229 170H231V169H229L230 166L228 165L229 164V161L228 160H229L230 156H232V154H233V153H231V152H233V148H231L233 146V144H230L229 145ZM3 143H6V144H3ZM104 143H107L108 146L111 147V148L106 149V150H103V148H102L103 145H101V144H104ZM113 143H114V145H113ZM184 143H183L182 146L185 145ZM226 143H227V145H226ZM188 145L189 144L187 143L186 146H188ZM151 146H154V147L151 148ZM157 146H158V148H157ZM161 146L162 147L164 146V147L162 148ZM39 147H40V149H39ZM99 147H100V150H99ZM112 147H113V149H112ZM119 147H121V148H119ZM125 148H126V150H125ZM186 149H188V148L186 147ZM9 150H10V155H9ZM82 150H83L84 153L82 152ZM110 150H112V151H110ZM152 150H153V152H152ZM158 150H159V152H158ZM120 151H122V152H120ZM124 151H126L127 153L124 152ZM130 151H131L132 154L130 153ZM180 151H181V149H180ZM21 152H24V153H21ZM81 152H82L83 155L81 154ZM123 152H124V154H122ZM155 152H156V154H155ZM216 152H218V154ZM85 153H86V155H85ZM105 153H108L109 155L110 154L111 155L110 156L109 155L107 156V154H105ZM187 153L191 154L190 151H186L185 150V152H184V154L182 156H184L185 154L187 156H191V155H188ZM153 154H154V156H153ZM19 155H20V157H19ZM12 156H13V158H12ZM87 156H89V157H87ZM226 157L228 158V160H227ZM26 159H28L29 162ZM98 160H99V162H97ZM223 160L224 161L225 160L228 161V164H227L228 166L226 164L225 165L223 164V163L227 162V161L224 162ZM263 160L264 159L261 158V155H258L257 154V155H253V157H251L248 160V162L258 163V164H261V166L262 165L264 166V161ZM9 161H11V163ZM132 161H133V163H137V164H133ZM257 161H259V162H257ZM87 162H89V163H87ZM92 162H93L94 165L92 164ZM104 164H106V165H104ZM84 165H87V166L84 167ZM8 166L11 167V168H9ZM31 166H33V167H31ZM97 166H98V168H97ZM87 167H88V169L91 168L92 174L94 173L93 176H95V177H93L91 175V170L88 171ZM118 167H119V169L121 168V169L124 170L123 171V170L120 169V172L122 171V174L121 173H118L119 178L121 177V183H123L122 185L119 184V181H117V179L115 177V176H117V173H116L117 171L116 170H119ZM7 168H9V170H10V174L9 175L11 177H9V175H8L9 170ZM95 168H96V170H95ZM206 168L207 169L209 168L210 170L209 169L207 170ZM18 169H19V171H18ZM99 169L100 170L101 169H104V170H101V171H103V172L106 171L105 174H101V171ZM147 169H146V171H147ZM227 169H229L228 172H227ZM6 170H8V171H6ZM134 170H135V172H134ZM107 172H109V173H107ZM127 172H129V173H127ZM137 172H139V173H137ZM149 172H148V174H149ZM2 173H4L6 176L4 174H2ZM97 173L98 174H101V176L100 175H97ZM231 173H232V170H231ZM231 173H230V177H231ZM123 174L126 176V178L123 176L124 177L123 178L124 181L122 180V175ZM137 174H139V175H137ZM102 176L105 177L104 178L105 180L104 179L103 180L105 182H107V183H105V185L102 184V183H104L101 180V178H103ZM38 177L39 178L40 177L41 178L43 177V179L46 180V183H44L45 181L43 182V179H41V181L43 183L40 181L41 184H42L41 186H45V187H41L40 186L43 189V190H41V188H40V191H43L42 194L44 193V196L42 194H39L40 196L39 195L32 194L35 197H30L31 196L30 193L29 194H25L26 196H24V194H23V191L24 190H22L21 187H24L27 184L32 183L34 186L36 185V188H37V186L40 183L39 181H38L39 183L36 182L37 181L36 179ZM110 177H112V178H110ZM147 177L148 176H146V178ZM181 178H183L182 179V182L183 181H184V183H187L188 182V180L185 181V179H187L186 177L182 176ZM52 179H53V181H52ZM92 179H94V180H92ZM98 179H100V180H98ZM147 179L149 181V178H147ZM165 179H167V178H165ZM155 180H153V181H155ZM166 181H165V183H167ZM128 182H125V185L126 186H127V184L129 186V183ZM161 182H160V184H161ZM224 182H225V184H223ZM46 184L47 185L49 184V186H48L49 188L46 187L47 186ZM51 185L55 186V188H53V186H51ZM200 185L202 186V188H201ZM222 185H225L227 188L225 186H222ZM105 186H107V187H105ZM116 186H119V188L116 187ZM180 186L183 187V188H181ZM52 188L54 189V194H51L50 193V192H53ZM108 188H109V190H107ZM119 189H120V191H119ZM131 189L134 190L135 192L134 191L132 192ZM206 190H208L209 192H207ZM248 190L249 189H247V190L245 189L242 192L243 194L241 193L242 194L241 196L244 199H245V197H247V199H245V200H248V197H250V195H251L250 193H252V190L255 193H256V191H258L256 189H252V190H249V192H250L249 193V192H247ZM10 191H11V189H10ZM45 191L48 192L47 196H46V193L47 192H45ZM126 191L127 192H131V194H133V195H131L130 193H127L128 194L127 195L126 194ZM187 191L188 190H186L185 192H187ZM78 192H79V195H78ZM107 192H110L111 194L110 193H107ZM177 192L178 193L180 192V193L178 194ZM245 192L247 193V196H246V193ZM259 192H257V193L261 196L260 198L261 199L264 198L263 197V193L262 192L259 193ZM122 193H124V194H122ZM248 193H249V196H248ZM257 193H256V195H258ZM49 194H51L52 196L49 195ZM100 194H101V196H100ZM206 194L204 196H206ZM6 195H7V197H6ZM86 195H88V196H86ZM116 195H117V198H115ZM121 195H123V196H121ZM243 195H245V196H243ZM37 196H39V197L37 198ZM28 197L30 198L29 201H27L28 200ZM44 197H45V199H44ZM92 197H93L94 201H93ZM119 197H120V199H119ZM124 197H127V198H124ZM132 197H135V198L131 199ZM170 197H172V198L170 199ZM243 198H242V200L240 198H238L236 201L231 202L232 204H234V205H232L233 209L231 207L230 210H232V211L231 212H228L226 214V216L231 217V216H234L236 214H240V217L242 216V214H241L242 212L241 211H244V209H243L244 208V201H243L244 199ZM36 199H37V201H36ZM41 199L42 200L44 199L42 201V202H45L44 205L42 204V202H41L42 205L40 204ZM15 200H16V202H15ZM32 200L33 201L35 200L36 202H33ZM103 200L108 201V202H105V201L103 202ZM133 200H134V202H133ZM124 201H126V202H124ZM130 201H131V203H130ZM23 202H24V204H23ZM26 202H27V204H25ZM81 202L84 203V204L82 205ZM30 203L32 205H30ZM105 203H107V204H105ZM111 203H112V205H110ZM125 203H128V204H125ZM227 203H228L227 201L224 202V205L223 206H227ZM231 203L229 202L228 204H231ZM16 204H17V208H15ZM138 204H140V205H138ZM162 204H163V206H162ZM18 205H19V207H18ZM26 205H27V208H29L28 211L26 212L27 217L22 218V216L24 217V216H26V214L21 215L19 217L18 212L17 211L14 212L15 209L16 210L23 209L24 206L26 208ZM51 205H54V206L56 205L57 206V209H60L59 211H61V215H63V217H61L62 222L65 219V221L67 220L69 224L66 223L67 221L64 222V223H62L61 226L59 224H55L54 223L53 213L46 211V209L49 206H51ZM130 205H131V207H130ZM31 206L33 208H31ZM37 206H38L39 209H37ZM103 206L106 209H102V208H104ZM236 206H238V207H236ZM108 207H112V208H108ZM34 208H36L37 211ZM40 208H41V210H43V212H41ZM79 208H81L83 211L81 209H79ZM236 208H238V209H236ZM77 209H79L78 210L79 212L77 211ZM107 209H109V210H107ZM113 209H115V210H113ZM118 209H119V211H118ZM121 209H123V211ZM32 210H34L35 212L32 211ZM110 210H112V211L109 212ZM153 210H156V211H153ZM159 210H161L162 212L159 211ZM233 210H237V211H233ZM106 211H108V213H109L108 215L105 213ZM28 212L30 213L29 215H28ZM216 212L219 215H221L225 211L222 208H220V209L218 208V210H216ZM263 212H264V210H263ZM31 214H33V215H31ZM34 214H36V215H34ZM75 214L78 215V216H76ZM14 215H15V217H14ZM116 215H119V216L117 217ZM122 216H124V217H122ZM101 220H103V221H101ZM47 223L50 226L46 225ZM101 223H102V226H101ZM79 224H81V226ZM158 224H159V226H157ZM45 226L47 227V229H46ZM78 226L81 227V228L78 229L79 228ZM200 226H201L200 227L201 229L206 230L205 229V227H206V223L205 222L203 223V226L202 225H200ZM33 227H35L36 229L34 230ZM103 227H104V229H103ZM59 228H60V232H59ZM83 228H86V229H83ZM77 230H79V231L81 230V231L79 232ZM104 230H106V231H104ZM33 231H36V233L35 232L33 233ZM52 231H54V232H52ZM247 231L248 230L246 229V230H238V231H235L234 230V231H229V232L223 233V235H221L222 237L217 238L215 240V242H213L214 246H213V248L211 250L205 249L204 252H202L200 254L201 260L205 261L206 264H224V261H223L224 259H230L231 260V264H242L241 263V260L243 259V254H244V252L247 251V246H248L247 245V241H246V237H247L246 234H248ZM44 232H45V234H44ZM60 233H62L63 235L60 234ZM43 234H44V236H43ZM70 234L73 237L72 239H71V235ZM197 234H199V233L198 232H196V233L195 232H192V236L193 237L196 236ZM30 235L32 237H30ZM51 235H53V236H51ZM61 235H62V237H61ZM65 235H67V236H65ZM5 236L7 237V239H6ZM18 236H22V238L21 237H18ZM55 236H57V237H55ZM63 236H64V238H63ZM3 237H5V238L3 239ZM38 237H40L42 240H40V238L38 240ZM43 237H45L44 240H43ZM51 237H53V238H51ZM66 237H70V238H66ZM74 237H76V238L78 237L77 241L79 243L76 241V238H74ZM83 237H85V238H83ZM102 237L104 238V240H103ZM56 238L57 239L59 238L58 241H57ZM47 239L48 240L50 239L49 242H48ZM73 239H75V240H73ZM212 239L213 238L210 237V236H204L202 238V240H204V241H210ZM38 241H40V242H38ZM41 241H42V243L44 245L46 243V245L45 246L42 245ZM73 241H76L77 243H75ZM195 241H197V240L196 239L195 240L193 239V243L194 244L196 243ZM71 242H73V243H71ZM65 244H66V246H65ZM70 244H73V245H70ZM80 245H82V246H80ZM46 246L49 247L50 250H48L49 248H45ZM66 248L69 250V252H68V250H66ZM72 248H74V249H72ZM101 249H103V250H101ZM156 249L159 250V252H158L159 254L158 253L151 252V251H154ZM71 250L74 251V252H72ZM54 251H55V249H53V252ZM70 252H72L73 254L70 253ZM71 254H72V256H71ZM182 254H183V259L190 260V254H191V251L190 250L185 249L184 251H182ZM121 256H123V257H121ZM56 259L57 260L59 259V261H57ZM71 259H72V261H71ZM75 259H76V261H75ZM26 260H28L31 264H33V262L35 261V259L33 260L32 257L26 256L25 254L22 253V254H20V257L18 258V260L13 261L11 264H17V263L20 264V262L23 263V261H26ZM52 260H54V261H52ZM126 260H127V262H125ZM45 261H47L46 258H45ZM62 261H64V262H62Z\"/></svg>","mask_w":264,"mask_h":264}]
</instances>
